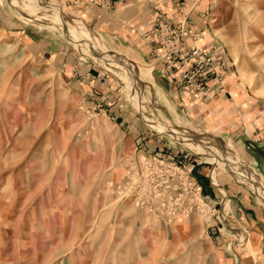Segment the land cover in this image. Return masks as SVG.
I'll return each mask as SVG.
<instances>
[{"label": "rangeland", "instance_id": "1", "mask_svg": "<svg viewBox=\"0 0 264 264\" xmlns=\"http://www.w3.org/2000/svg\"><path fill=\"white\" fill-rule=\"evenodd\" d=\"M241 184L264 203V0H0V264H239Z\"/></svg>", "mask_w": 264, "mask_h": 264}, {"label": "crops", "instance_id": "2", "mask_svg": "<svg viewBox=\"0 0 264 264\" xmlns=\"http://www.w3.org/2000/svg\"><path fill=\"white\" fill-rule=\"evenodd\" d=\"M131 31L132 30H129L128 26L126 25H124L121 29L116 25H112L111 28H109L107 34L114 35V38H117L119 37V35H121L123 37V40L130 41V45L132 46L137 42L142 43L140 39L138 40L137 38H134V36H132L133 34ZM133 38L136 40H134ZM53 55L55 57V60H53L51 67L54 68L68 65L67 62H65L68 59V56H66V54H62V50L55 52ZM66 68L70 70V64L68 65V67L66 66ZM61 70L64 71V69ZM78 71L79 73L77 75L83 78L82 85L90 82V80L95 77L94 71H92L88 66H81ZM68 74L73 75L74 73L73 71H70L68 72ZM170 87H172V85ZM175 98L177 99V97ZM127 116L132 120V122H134L131 113H128ZM136 131L138 130L135 129V132ZM202 168L203 172L201 173H203L202 178L205 189L207 192H209V194H211V197L213 199L215 198L214 200L217 201L218 196L216 194H213L214 188H212L210 178L208 174H206L207 167L203 166ZM230 199L232 204L236 205L235 207L237 208V211L241 216H239L240 219L247 222L248 228L251 229L250 234H252V236L250 235L248 237V240L251 241V248L247 249L245 247L244 249L246 251L242 250V252H240L241 256L239 264H264V203L261 196L257 195L256 192L254 190H251L246 184H241L236 185L234 198Z\"/></svg>", "mask_w": 264, "mask_h": 264}]
</instances>
